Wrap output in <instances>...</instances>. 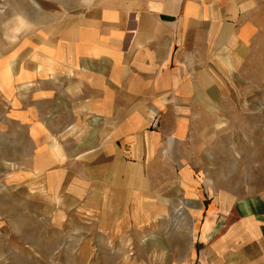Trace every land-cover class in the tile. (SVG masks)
<instances>
[{
	"label": "crops",
	"instance_id": "obj_1",
	"mask_svg": "<svg viewBox=\"0 0 264 264\" xmlns=\"http://www.w3.org/2000/svg\"><path fill=\"white\" fill-rule=\"evenodd\" d=\"M74 7L19 40L24 74L57 87L40 92L51 102L34 156L51 198L103 230L190 226L172 264H264V187L237 199L204 187L186 145L238 87L264 96V0Z\"/></svg>",
	"mask_w": 264,
	"mask_h": 264
},
{
	"label": "rangeland",
	"instance_id": "obj_2",
	"mask_svg": "<svg viewBox=\"0 0 264 264\" xmlns=\"http://www.w3.org/2000/svg\"><path fill=\"white\" fill-rule=\"evenodd\" d=\"M75 2L0 0V264L175 263L188 248L190 226L159 221L103 230L90 215L51 198L36 175V141L47 133L42 122L51 102L40 92L57 87L24 74L19 40L77 13ZM238 88L222 98L218 113L196 117L186 143L204 187L229 190L236 199L264 187V96Z\"/></svg>",
	"mask_w": 264,
	"mask_h": 264
},
{
	"label": "bare ground",
	"instance_id": "obj_3",
	"mask_svg": "<svg viewBox=\"0 0 264 264\" xmlns=\"http://www.w3.org/2000/svg\"><path fill=\"white\" fill-rule=\"evenodd\" d=\"M2 208V207H1ZM4 209V208H3Z\"/></svg>",
	"mask_w": 264,
	"mask_h": 264
}]
</instances>
